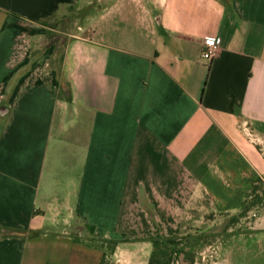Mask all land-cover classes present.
I'll use <instances>...</instances> for the list:
<instances>
[{
    "label": "crops",
    "instance_id": "obj_1",
    "mask_svg": "<svg viewBox=\"0 0 264 264\" xmlns=\"http://www.w3.org/2000/svg\"><path fill=\"white\" fill-rule=\"evenodd\" d=\"M206 214L252 249L187 264H264V0H0V264H149Z\"/></svg>",
    "mask_w": 264,
    "mask_h": 264
},
{
    "label": "rangeland",
    "instance_id": "obj_2",
    "mask_svg": "<svg viewBox=\"0 0 264 264\" xmlns=\"http://www.w3.org/2000/svg\"><path fill=\"white\" fill-rule=\"evenodd\" d=\"M87 10H78L73 9L71 11H67L63 14H59L58 16L52 18L47 25L53 30L49 31V39L51 42L55 41H66L70 38L71 35L79 34L81 31L80 29L83 27V20L88 14ZM211 220V224L209 222ZM236 218H225L223 215H217L214 216V214H206L205 220L201 221V223H198L196 227H192L189 225V222L185 223V229L182 231V234L180 236H174L178 237L180 239L187 238L190 243H196L199 246H208L213 244L215 248H222L224 244H230L231 246H234V248L241 250L244 252L246 250V245L249 244V250H251V242L249 240L251 237L249 235H232L237 233L238 226L236 225ZM208 225H214V233L211 234V237H209L207 240H204V238H197L192 237L189 232H196L199 233L200 229H205L206 224ZM230 230H232V234H227ZM240 231V230H239ZM196 238V239H194ZM247 238L249 239L247 241ZM186 242V241H185ZM248 243V244H247Z\"/></svg>",
    "mask_w": 264,
    "mask_h": 264
},
{
    "label": "trees",
    "instance_id": "obj_3",
    "mask_svg": "<svg viewBox=\"0 0 264 264\" xmlns=\"http://www.w3.org/2000/svg\"><path fill=\"white\" fill-rule=\"evenodd\" d=\"M47 23V22H44ZM43 23V24H44ZM247 201L242 205V215H246L248 211ZM186 241V242H185ZM187 238L180 239L178 237H166V236H157L150 239L154 248L150 257L149 264H173L175 258H179L180 255L187 257L188 252L186 251L187 246L190 245ZM103 244H107L109 247V252L113 253L115 247L119 245V241H101ZM101 264H110L106 256L103 258Z\"/></svg>",
    "mask_w": 264,
    "mask_h": 264
},
{
    "label": "built area",
    "instance_id": "obj_4",
    "mask_svg": "<svg viewBox=\"0 0 264 264\" xmlns=\"http://www.w3.org/2000/svg\"><path fill=\"white\" fill-rule=\"evenodd\" d=\"M204 46L205 52L203 53L202 58L208 62H211L215 58V56L220 53L219 42L216 40H207L205 41ZM246 126L244 127L246 133L252 137ZM254 141L258 142L256 139Z\"/></svg>",
    "mask_w": 264,
    "mask_h": 264
},
{
    "label": "water",
    "instance_id": "obj_5",
    "mask_svg": "<svg viewBox=\"0 0 264 264\" xmlns=\"http://www.w3.org/2000/svg\"><path fill=\"white\" fill-rule=\"evenodd\" d=\"M179 259H180L181 264H187L185 262V256L183 254L179 256Z\"/></svg>",
    "mask_w": 264,
    "mask_h": 264
}]
</instances>
